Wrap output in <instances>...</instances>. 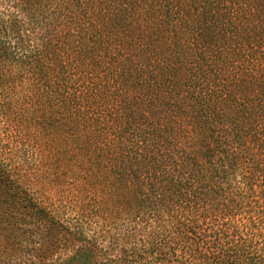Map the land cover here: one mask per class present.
<instances>
[{
    "label": "trees",
    "instance_id": "1",
    "mask_svg": "<svg viewBox=\"0 0 264 264\" xmlns=\"http://www.w3.org/2000/svg\"><path fill=\"white\" fill-rule=\"evenodd\" d=\"M0 132V259L264 264V0H0Z\"/></svg>",
    "mask_w": 264,
    "mask_h": 264
},
{
    "label": "rangeland",
    "instance_id": "2",
    "mask_svg": "<svg viewBox=\"0 0 264 264\" xmlns=\"http://www.w3.org/2000/svg\"><path fill=\"white\" fill-rule=\"evenodd\" d=\"M1 133H3L2 135L4 136V134H17L16 132H0V136H1ZM21 154L22 155H24V156H26L23 152H22V150H21ZM41 186H43V190H46V189H48V188H51V187H48V186H46V185H41ZM47 192V191H46ZM49 193V192H48ZM50 194H52V193H50ZM52 199H56V195L54 196V198H52ZM60 212V214H62V216H64V217H70V215H69V213L67 212V213H64L63 211H59ZM61 216V215H60ZM26 240H29V238H27L26 237ZM28 243V241H26L25 242V244H27ZM10 256H14L12 253H10L9 254ZM93 255L95 256V258L97 259V262L98 261H100V260H102L104 257L100 254V253H97V252H93ZM23 262H27V259H15V258H11L10 260H8V258L7 259H0V264H22Z\"/></svg>",
    "mask_w": 264,
    "mask_h": 264
}]
</instances>
